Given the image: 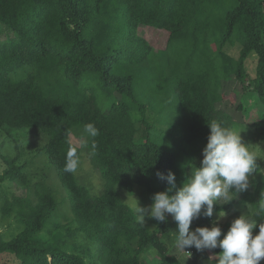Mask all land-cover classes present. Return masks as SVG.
<instances>
[{"label": "trees", "instance_id": "16d2710c", "mask_svg": "<svg viewBox=\"0 0 264 264\" xmlns=\"http://www.w3.org/2000/svg\"><path fill=\"white\" fill-rule=\"evenodd\" d=\"M0 26L7 35L0 43V130L32 128L46 134L43 150L69 192L72 213V226L61 224L59 201L45 181L30 185L24 171L27 163L5 158L8 166L0 173L1 213L17 215L24 228L9 240L0 234L1 258L11 264H97L76 243L67 250L68 239L79 234L97 245L102 264H147L141 254L152 248L160 260L156 264H181L169 254L165 241L168 219L158 222L146 217L149 225L141 226L117 189L132 194L140 185L153 202L155 193L169 188L156 177L158 170L165 175L174 172L177 189L190 175L177 165L176 152L151 138L148 107L164 98L159 93L150 105L136 88L135 73L150 69L153 49L139 29L168 34L165 69L158 68L162 84H153L162 92L164 75L173 82L180 141L202 161L208 122L232 130L243 124L219 106L226 98L223 81L236 77L264 105V0H0ZM235 45L238 57L228 51ZM252 55L257 57L254 77L246 68ZM102 95L116 99L106 104ZM132 112L140 115L144 126L140 136ZM88 123L99 129L95 138L84 133L92 163L100 167L104 179L99 195L79 183L76 174L64 171L70 147L81 157L71 134ZM256 129L264 138V116ZM258 174L254 190L241 191L238 198L214 209L215 213L251 204L253 212L247 216L258 221L254 236L264 222L259 207L264 202V174ZM15 182L26 190H4ZM211 219L201 215L193 224L211 227ZM218 224L223 239L231 224ZM176 225L173 220L172 226ZM210 250L214 256L209 264H218L222 250ZM194 251L195 247L191 256L196 261Z\"/></svg>", "mask_w": 264, "mask_h": 264}, {"label": "rangeland", "instance_id": "374dc122", "mask_svg": "<svg viewBox=\"0 0 264 264\" xmlns=\"http://www.w3.org/2000/svg\"><path fill=\"white\" fill-rule=\"evenodd\" d=\"M0 26V43L7 40V35L2 31ZM140 33L147 39L150 45L153 46L150 61L148 66L150 69L148 71H140L135 73L134 81H136V88L139 91L140 97L147 101L149 104L151 100L154 102V97L158 98L160 93L161 97L164 98L163 101L157 99L155 107L149 106L147 111L148 121L151 124V138L160 143L167 150L174 151L177 154V165L186 170L191 174V171L195 170L201 164L198 154H193L191 148L186 144L182 143L179 138V121L180 112L178 111V105L174 101L176 95L173 91V82H167V76L164 75L163 91L159 92L155 89L156 84H162V74L158 71L160 66L161 69L164 67V57L163 49L167 42L168 34L165 31L157 30L155 28L140 27ZM228 51L234 57H238L239 49L235 45L229 47ZM163 59V60H162ZM257 57L252 55L246 61V68L248 75L254 77L256 73ZM147 66V67H148ZM152 68V69H151ZM115 69L119 72L120 65L116 64ZM153 80V81H152ZM154 82V84H153ZM223 93L226 98L219 104L220 108L225 109L227 112L233 115L237 121L243 122L238 129L235 131L240 132L242 142L249 144L250 150L256 153L257 163L264 168V138L258 133L256 129V122L259 121L264 116V105L261 103L258 95L252 90H245L242 84L232 76L229 80L223 81ZM103 92V91H102ZM103 96L104 103H110L115 100V96L106 97ZM151 105V104H150ZM241 105V108L238 106ZM165 107V111L161 108ZM152 109H155V112ZM132 117L137 120V127L139 131V136L144 134V126L141 124L140 115L137 112H132ZM88 136V135H87ZM87 136L84 134L83 129L75 128L71 134V141L77 145L81 150V157L79 160V168L75 173L79 183L86 186L93 195H99L103 192L104 179L102 177V171L100 167H96L92 163L91 150L87 143ZM48 137L44 133H40L32 128H14L11 130H0V173L7 168V163L5 158H15L17 157L18 164L27 163L24 171L29 178L30 185H33L38 180H44L45 183L50 187L53 194L57 197L59 201V209L57 213V219L63 225L72 226V213L70 211L71 199L69 192L63 186L59 174L57 172L56 166L50 160L46 151L43 150ZM258 173L255 174L254 180L250 182L248 189L254 190L255 184L258 181ZM5 184V183H4ZM5 185L4 190L8 192H18L23 193L26 190L24 184L18 182L9 185ZM32 187V186H31ZM33 188V187H32ZM118 192L121 199L127 203L131 204V200L134 196L137 198L141 206L150 205L152 202L149 200V193L146 189L140 185H135L134 192L128 193L122 187H118ZM234 191V189H233ZM241 192L232 193V197L238 198ZM129 197V199H128ZM35 198H33L34 200ZM128 199V201H126ZM4 197L0 195V208L3 204ZM225 203V202H221ZM225 212L223 217L218 220L219 212L213 213L210 223L216 221L221 225L232 224V222L239 216L249 214L253 212V207L251 204H238L233 206L227 211H221V214ZM55 218V216H54ZM174 219L171 215L168 217L169 225L166 234L165 241L169 248V254L176 256L181 264H209V258L214 256V253L210 249H204L203 251H198L195 248V253H197V260L195 261L193 256L187 255L186 252L178 251L174 248V239L177 235V225L172 226V221ZM194 222V221H193ZM146 224L149 225L147 221ZM194 230L197 226L192 223L190 226ZM24 228L23 222L17 215L11 217L4 216L0 209V234L4 240H9L15 237ZM222 236V235H221ZM76 243L88 254V258L97 264H102L98 257V247L93 242L86 239L84 235H77L76 237H71L67 242V250H73L72 246ZM141 261L147 264H156L160 262L157 258L155 250L149 249L146 253L141 254ZM6 261L1 258L0 264H5ZM6 264H11V261ZM260 264H264V259L261 260Z\"/></svg>", "mask_w": 264, "mask_h": 264}, {"label": "clouds", "instance_id": "9594fccd", "mask_svg": "<svg viewBox=\"0 0 264 264\" xmlns=\"http://www.w3.org/2000/svg\"><path fill=\"white\" fill-rule=\"evenodd\" d=\"M208 125L210 134L203 148V159L200 166L191 171L187 182L177 189L175 173L170 170L165 175L158 170L156 177L166 181L169 188L155 193L150 205L141 206L134 196L130 206L141 226H145L146 217L165 222L171 215L177 223L173 246L178 251L188 252L186 249L191 247L198 251L219 247L222 251L218 254V264H260L264 259V222L259 223V232L254 236L253 229L258 221L243 214L232 222L223 239H220L222 228L218 222H213L211 227L197 226L194 230L190 227L201 215L212 217L215 206L222 201L224 204L232 201L233 192L247 190L256 173L264 174V168L257 164L256 153L250 150L249 144L242 142L241 131L215 121ZM83 131L91 138L99 135L94 123L85 124ZM79 163L77 149L70 147L64 171L75 174ZM259 207L264 212V202ZM224 215L225 212L221 214L220 211L217 220Z\"/></svg>", "mask_w": 264, "mask_h": 264}, {"label": "built area", "instance_id": "2783aa9c", "mask_svg": "<svg viewBox=\"0 0 264 264\" xmlns=\"http://www.w3.org/2000/svg\"><path fill=\"white\" fill-rule=\"evenodd\" d=\"M186 251L190 252V253L186 252L187 255H192V253H193V247L187 248Z\"/></svg>", "mask_w": 264, "mask_h": 264}]
</instances>
